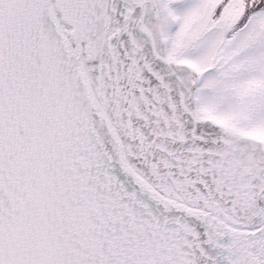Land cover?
<instances>
[{"label":"snow or ice","instance_id":"snow-or-ice-1","mask_svg":"<svg viewBox=\"0 0 264 264\" xmlns=\"http://www.w3.org/2000/svg\"><path fill=\"white\" fill-rule=\"evenodd\" d=\"M0 264H264V0H0Z\"/></svg>","mask_w":264,"mask_h":264}]
</instances>
